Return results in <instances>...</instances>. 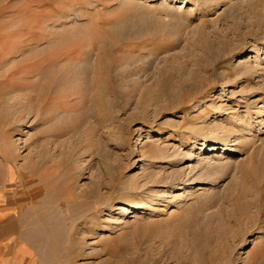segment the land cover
I'll return each mask as SVG.
<instances>
[{"label":"rangeland","instance_id":"374dc122","mask_svg":"<svg viewBox=\"0 0 264 264\" xmlns=\"http://www.w3.org/2000/svg\"><path fill=\"white\" fill-rule=\"evenodd\" d=\"M204 1L0 0V212L57 264H264V0Z\"/></svg>","mask_w":264,"mask_h":264},{"label":"bare ground","instance_id":"6f19581e","mask_svg":"<svg viewBox=\"0 0 264 264\" xmlns=\"http://www.w3.org/2000/svg\"><path fill=\"white\" fill-rule=\"evenodd\" d=\"M224 1L225 0H205L204 3H203V7H204L203 9H205V10L217 9L219 6H221L224 3ZM247 130H248L249 133L251 132L250 129L247 128ZM229 135H232V134H229ZM208 137L206 138L207 142L210 140V137H213V136H210L209 138ZM216 142H218V141H215V142H212V143H216ZM230 142H231L230 139L225 138V140H222L221 143H219V144H221L223 149L228 150V147H230V144H231ZM187 159H191V158L189 156H187ZM214 159L216 160L217 158H213V160L209 159L210 161H208V162L211 163L212 161H214ZM220 159L221 158H219V160ZM227 164H228V162H226V163H224V162L223 163L222 162L218 163L217 162L215 165H211L210 167H208L206 169H203V171H205L204 173L208 176V178L210 179L211 183H213L216 180L215 177H217V176H219V174L223 173V170L225 169ZM227 167H230V165L228 164ZM22 178H24V180H25L24 176ZM261 186H262V184L260 186H258V187H261ZM97 189H99V185H97ZM260 191L262 192V190H260ZM95 193H96V186H95ZM159 199H161V197H157V200H159ZM53 208H54V211L56 212L55 206H53ZM25 209L26 208L24 207V209H22V211H21V215H22L21 216V220H18V219L15 218L16 220H14L12 222L10 221L6 225H3V224H5V222H7V220L5 219V216L2 215L1 212H0V234L3 235V236H4V234L8 235V236L12 234L13 240L15 242L14 249H13L14 251L13 252H16L15 253L16 256H18V254H20V255H30L31 257L37 258V260L35 262L29 263V264H55V262L57 264L55 254L58 251V246L56 245L57 242H58L57 236L59 235L58 228L56 226L55 227H51L49 229V231H48L50 234H52L55 237V239H54L55 243H53V240H52V243L50 241L48 243H45V241H43V238H42V230H40L36 226V225H39L41 223V217H43V215H41V214L38 215L36 213L38 216L37 217H35V216L33 217V214L30 215L29 212H26L28 208L26 210ZM29 216H30V218L33 217V221L31 223L32 224L31 225L32 228L31 227L30 228L26 227L27 222H29V224H30V220L28 221ZM18 221H20L19 222L20 226L22 224V226H23L22 229H20L19 226H16V222L18 223ZM17 238L18 239L22 238L21 240L24 241V242L27 241L29 243V245H20L19 244L20 242L17 241Z\"/></svg>","mask_w":264,"mask_h":264},{"label":"crops","instance_id":"0c3cea01","mask_svg":"<svg viewBox=\"0 0 264 264\" xmlns=\"http://www.w3.org/2000/svg\"><path fill=\"white\" fill-rule=\"evenodd\" d=\"M1 243V242H0ZM1 249V248H0ZM1 251H2V255H0V256H13L10 252L11 251H9V249L7 248V249H1ZM9 252V253H8ZM13 253V252H12Z\"/></svg>","mask_w":264,"mask_h":264}]
</instances>
